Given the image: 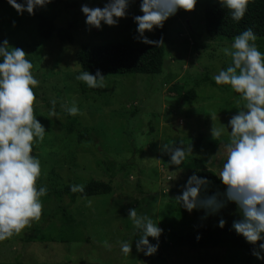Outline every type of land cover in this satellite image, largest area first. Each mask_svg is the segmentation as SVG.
Wrapping results in <instances>:
<instances>
[{"label": "rangeland", "instance_id": "1", "mask_svg": "<svg viewBox=\"0 0 264 264\" xmlns=\"http://www.w3.org/2000/svg\"><path fill=\"white\" fill-rule=\"evenodd\" d=\"M65 1L76 2V6L65 8L52 3L35 12L55 16L58 28L70 27L72 42L61 41L56 32L43 39L35 15H18L9 4L0 5V40L7 39L10 46L25 50L39 81L34 89V111L46 133L43 142L34 147V153L42 166L37 186L46 185L48 189L41 198L40 220L20 235L0 242V263L240 264L242 250H194L176 246L170 237L171 232L185 236L198 225L219 228L220 218L226 220L224 228H231L233 221L240 218L233 203L218 214L201 219L203 210L190 214L174 199L194 171L206 167L218 175L229 139L228 121L244 103L228 85L218 88L202 82L204 77H213L231 63L223 49L230 47L232 40L209 37L204 30L203 4L216 0H198L194 10H180L167 20L160 73L106 74L103 89L88 88L75 78L81 71L76 54L82 44L142 45L133 39L137 25L132 17L142 15L139 3L130 4L128 16L121 18L118 26L105 25L98 30L85 25L81 5L103 7L106 0ZM145 34L149 39L154 37V31ZM257 46L264 52V44ZM173 84L183 92L193 89L194 98L180 97L171 89ZM53 100L54 117L50 115ZM73 103L80 114L72 117L79 128L91 131L89 139L78 141L77 131L67 133L64 128L69 116L65 109ZM212 127L224 130L220 140L211 137ZM174 142L193 150L181 166L169 164L170 155L162 151L164 144ZM122 164L125 168L119 171ZM89 180L109 182L111 191L78 197L74 203L56 191L66 184ZM129 208H136L138 215H148L163 229L156 254L145 256L136 251L137 236L127 217ZM105 241L110 249L105 248ZM120 241H133L130 255L120 252ZM254 264H264V260L255 257Z\"/></svg>", "mask_w": 264, "mask_h": 264}, {"label": "clouds", "instance_id": "2", "mask_svg": "<svg viewBox=\"0 0 264 264\" xmlns=\"http://www.w3.org/2000/svg\"><path fill=\"white\" fill-rule=\"evenodd\" d=\"M53 0H7V3L23 15H35V10L44 8ZM135 0H106L103 7L81 5L85 25L102 30L103 26H118L121 18L128 16V9ZM198 0H140L142 15H133L137 25L133 37L137 42L157 46L162 41L152 40L145 34L162 29L165 22L180 10H194ZM251 0H216L237 23L243 20ZM15 25V22H13ZM257 35L252 28L237 34L223 53L231 57V63L221 68L212 77L218 86L228 85L239 95L243 107L232 115L227 129L229 139L225 142L226 155L217 175L223 191L207 194L209 180L193 174L182 186V192L174 199L188 213L203 210L206 219L218 214L229 203L236 205L239 219L231 229L253 245L251 254L264 260V52L256 44ZM20 47L10 46L7 39L0 42V242L20 235L38 222L43 214L42 197L47 195V186H37L42 176L40 158L34 147L43 142L46 128L37 119L34 111L39 81L33 75V64ZM88 88L103 89L105 75L100 69L95 73L80 71L75 77ZM239 103V101H237ZM51 116H56L55 100L51 102ZM68 115L80 114L73 103L65 109ZM229 128L231 129L229 131ZM223 129L211 128V137L218 141ZM162 151L170 155L169 164L181 166L188 153L193 152L180 142L164 144ZM84 184H71L72 193L85 192ZM91 205V201H88ZM133 224L137 238L135 248L145 256H152L159 249L163 229L148 215H138L136 208L128 209L127 216ZM220 218L217 226L225 227ZM156 243L150 242V239ZM201 237L197 235L196 239ZM259 242V243H257ZM105 248L110 249L107 241ZM133 241H120V252L132 253Z\"/></svg>", "mask_w": 264, "mask_h": 264}, {"label": "trees", "instance_id": "3", "mask_svg": "<svg viewBox=\"0 0 264 264\" xmlns=\"http://www.w3.org/2000/svg\"><path fill=\"white\" fill-rule=\"evenodd\" d=\"M52 3H60L63 7H74L76 2L65 0H53ZM50 3V4H52ZM134 3H140V0H135ZM8 4L7 0H0V5ZM204 30L207 36L212 38H222L233 40V38L245 30L252 28L257 35V44H264V0H251L248 5V11L242 21L239 23L231 19L230 14L222 9L216 1H207L202 7ZM37 19L38 33L43 39H49L54 32L61 41L72 42V34L70 27H56L54 20L55 16L45 17L39 12H35ZM166 24L162 29L154 30V37L152 40L162 41L157 46L155 45H135L124 42H111L106 44H82L76 54L77 63L81 71L89 70L95 73L100 69L104 75H155L162 71L165 41H166ZM0 42H2L0 40ZM203 81H207L211 86L218 88L225 87L215 84L212 77L206 76ZM180 97L193 99L194 90L190 89L182 91V88L177 84H173L172 88ZM67 133L73 131L78 132V141L82 139H89L91 131L86 128H79L75 117L67 116L64 125ZM125 165H120L118 170H123ZM108 169L113 172V167L108 166ZM113 174V173H112ZM199 177H206L209 180L207 187V194L211 195L215 191H222L220 180L217 178L216 172L202 167L194 171ZM85 187L84 194L72 193L69 190L71 184H66L60 189L56 190L60 195H65L69 199V203H74L78 197H89L94 195L108 194L111 191V184L105 181L89 180L83 183ZM197 235L200 239L197 240ZM171 239L174 244L179 247H189L194 250L205 248H235L242 250L244 253L240 264H254L255 257L251 254L253 245L246 243L244 238L237 235L231 228H212L206 226H197L196 230L187 235H179L176 232H171ZM259 243V242H257ZM0 264H17L16 262H3ZM150 264H166L165 262H157Z\"/></svg>", "mask_w": 264, "mask_h": 264}]
</instances>
